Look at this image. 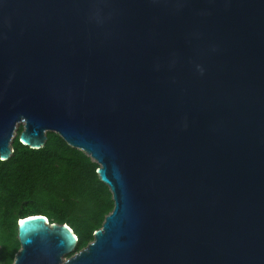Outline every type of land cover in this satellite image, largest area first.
Masks as SVG:
<instances>
[{"label": "water", "instance_id": "95a60500", "mask_svg": "<svg viewBox=\"0 0 264 264\" xmlns=\"http://www.w3.org/2000/svg\"><path fill=\"white\" fill-rule=\"evenodd\" d=\"M60 135L114 208L12 264H264V0H0V159Z\"/></svg>", "mask_w": 264, "mask_h": 264}, {"label": "trees", "instance_id": "16d2710c", "mask_svg": "<svg viewBox=\"0 0 264 264\" xmlns=\"http://www.w3.org/2000/svg\"><path fill=\"white\" fill-rule=\"evenodd\" d=\"M20 124L7 160L0 159V264H12L21 244L18 221L29 215L67 223L79 238L77 251L94 239L114 208L112 192L99 177V164L55 132L43 147L19 141Z\"/></svg>", "mask_w": 264, "mask_h": 264}, {"label": "rangeland", "instance_id": "374dc122", "mask_svg": "<svg viewBox=\"0 0 264 264\" xmlns=\"http://www.w3.org/2000/svg\"><path fill=\"white\" fill-rule=\"evenodd\" d=\"M22 125H23V124H22ZM16 135H17V133L15 134V136H16ZM15 136H14V137H15Z\"/></svg>", "mask_w": 264, "mask_h": 264}]
</instances>
